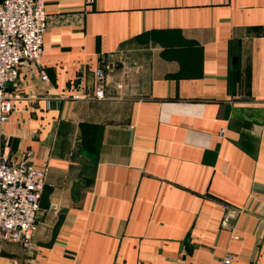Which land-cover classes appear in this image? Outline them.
<instances>
[{"label":"crops","instance_id":"0c3cea01","mask_svg":"<svg viewBox=\"0 0 264 264\" xmlns=\"http://www.w3.org/2000/svg\"><path fill=\"white\" fill-rule=\"evenodd\" d=\"M45 13L47 79L20 66L0 127L46 182L32 245L0 241V264H264V0Z\"/></svg>","mask_w":264,"mask_h":264},{"label":"built area","instance_id":"2783aa9c","mask_svg":"<svg viewBox=\"0 0 264 264\" xmlns=\"http://www.w3.org/2000/svg\"><path fill=\"white\" fill-rule=\"evenodd\" d=\"M46 27L45 0H0V125L8 119L13 106L7 85L17 79L24 62L39 67L41 77L47 79L41 68ZM103 74L104 67H96L92 90L95 98L104 95ZM46 172V161H35L33 149H24L16 156L0 127V241H18L24 248L32 245ZM234 263L232 253L221 256L220 264Z\"/></svg>","mask_w":264,"mask_h":264}]
</instances>
